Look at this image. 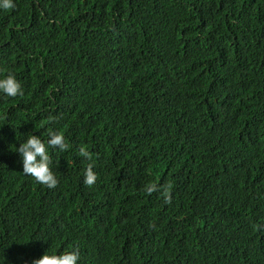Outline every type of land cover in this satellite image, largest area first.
Wrapping results in <instances>:
<instances>
[{"label":"trees","instance_id":"obj_1","mask_svg":"<svg viewBox=\"0 0 264 264\" xmlns=\"http://www.w3.org/2000/svg\"><path fill=\"white\" fill-rule=\"evenodd\" d=\"M13 3L0 79L24 95L0 93V264L77 248V264H264V0ZM49 131L71 145L48 150L52 189L16 152Z\"/></svg>","mask_w":264,"mask_h":264},{"label":"clouds","instance_id":"obj_2","mask_svg":"<svg viewBox=\"0 0 264 264\" xmlns=\"http://www.w3.org/2000/svg\"><path fill=\"white\" fill-rule=\"evenodd\" d=\"M0 8L14 9L13 0H2ZM0 93L7 97L15 98L23 96L24 90L21 83L12 74H8L5 78L0 79ZM55 117L49 116L48 121L54 122ZM49 139L47 143L43 142L38 136L28 134L26 142L19 144L16 152L22 161V174L30 175L34 180L46 186L49 189L58 185L56 174L51 170V158L49 156V148H58L61 152L68 150L71 145L66 141L64 135L60 132L49 131ZM79 155L91 160L92 154L88 150L87 145L79 147ZM93 164H89L84 173V184L91 187L97 180V174L93 171ZM171 184L163 186V198L165 203H171ZM144 191L151 195L153 192L160 191V187L156 183H149L145 186ZM80 259L79 249L61 254L49 255L43 254L39 259L32 261V264H77Z\"/></svg>","mask_w":264,"mask_h":264}]
</instances>
